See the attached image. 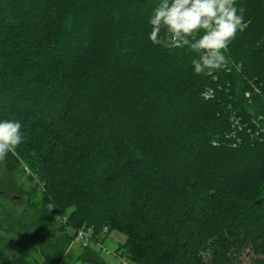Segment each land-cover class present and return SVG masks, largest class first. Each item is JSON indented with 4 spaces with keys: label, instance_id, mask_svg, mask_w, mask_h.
I'll return each instance as SVG.
<instances>
[{
    "label": "trees",
    "instance_id": "1",
    "mask_svg": "<svg viewBox=\"0 0 264 264\" xmlns=\"http://www.w3.org/2000/svg\"><path fill=\"white\" fill-rule=\"evenodd\" d=\"M158 3L0 0V121L25 137L4 162L39 192L46 264L81 227L82 264L112 231L123 264H264V0H237L246 26L210 75L149 40Z\"/></svg>",
    "mask_w": 264,
    "mask_h": 264
},
{
    "label": "clouds",
    "instance_id": "2",
    "mask_svg": "<svg viewBox=\"0 0 264 264\" xmlns=\"http://www.w3.org/2000/svg\"><path fill=\"white\" fill-rule=\"evenodd\" d=\"M237 0H159L149 19V40L169 49L188 48L194 73L210 75L228 63L229 45L246 26ZM19 120L0 121V162L24 143ZM51 210V209H50Z\"/></svg>",
    "mask_w": 264,
    "mask_h": 264
},
{
    "label": "rangeland",
    "instance_id": "3",
    "mask_svg": "<svg viewBox=\"0 0 264 264\" xmlns=\"http://www.w3.org/2000/svg\"><path fill=\"white\" fill-rule=\"evenodd\" d=\"M24 169L19 167L14 172L12 168H6L4 161L0 162V216L5 217H0V248L5 251L11 261L26 256L30 263L36 261L38 264H46L39 252V242H33L31 238H28V236L34 238L44 236L49 241L50 235L46 229L40 232L36 230L39 215L34 211V207L39 208L40 197L38 190L33 187L34 183L32 184L30 179L26 178L27 174H30L29 171H24ZM24 172L25 174H23ZM253 184V180L240 182L239 185L229 180L224 186L228 190L234 189L236 192H243ZM257 198L258 196L255 200ZM84 229L92 230L91 228ZM67 232L72 234V230L69 228ZM85 233L87 234V232ZM93 243L95 248L100 251V256L105 264H123L121 258L114 252L124 243L123 235L112 231L104 237L101 245H97L96 241ZM78 245L79 242H72L68 250H65L59 264H82L76 258V255L80 253ZM242 264H249L248 256H242Z\"/></svg>",
    "mask_w": 264,
    "mask_h": 264
},
{
    "label": "built area",
    "instance_id": "4",
    "mask_svg": "<svg viewBox=\"0 0 264 264\" xmlns=\"http://www.w3.org/2000/svg\"><path fill=\"white\" fill-rule=\"evenodd\" d=\"M103 231L105 232L106 230L104 229ZM85 232H87V234ZM89 232L90 230L88 229H84V228L79 229L78 232H76L74 241L82 242V244H87L91 240V238L89 239L90 237Z\"/></svg>",
    "mask_w": 264,
    "mask_h": 264
}]
</instances>
